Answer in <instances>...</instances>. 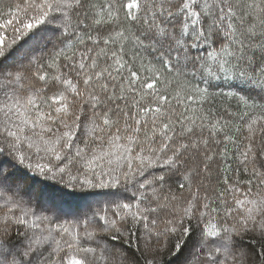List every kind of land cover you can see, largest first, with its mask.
<instances>
[{
	"label": "snow or ice",
	"instance_id": "1",
	"mask_svg": "<svg viewBox=\"0 0 264 264\" xmlns=\"http://www.w3.org/2000/svg\"><path fill=\"white\" fill-rule=\"evenodd\" d=\"M0 264H264V0H0Z\"/></svg>",
	"mask_w": 264,
	"mask_h": 264
}]
</instances>
